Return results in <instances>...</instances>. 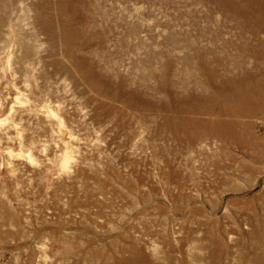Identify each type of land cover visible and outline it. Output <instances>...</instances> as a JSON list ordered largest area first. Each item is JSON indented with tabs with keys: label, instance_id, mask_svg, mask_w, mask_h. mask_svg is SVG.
I'll return each instance as SVG.
<instances>
[{
	"label": "rangeland",
	"instance_id": "374dc122",
	"mask_svg": "<svg viewBox=\"0 0 264 264\" xmlns=\"http://www.w3.org/2000/svg\"><path fill=\"white\" fill-rule=\"evenodd\" d=\"M251 26L211 0H0V264H93L110 241L264 264V110L235 98L264 74ZM224 81L258 147L207 132Z\"/></svg>",
	"mask_w": 264,
	"mask_h": 264
},
{
	"label": "bare ground",
	"instance_id": "6f19581e",
	"mask_svg": "<svg viewBox=\"0 0 264 264\" xmlns=\"http://www.w3.org/2000/svg\"><path fill=\"white\" fill-rule=\"evenodd\" d=\"M214 2L216 7L219 10L231 11L239 17H242L247 21V23L252 24L249 29L251 33H255L256 28L254 26H260L264 28V0H211ZM247 1V2H245ZM244 6L241 7V5ZM67 31H69V39L72 40L74 37V32L71 30V19L67 21ZM86 42V41H85ZM89 43V41H88ZM186 67H190L191 64H183ZM86 67L85 74L90 75L94 87H96V79L88 66ZM192 67V66H191ZM248 78L244 79L243 82L238 83L240 86L238 89L240 93L235 98H238L239 101L243 103H250L255 106L251 107V112L261 113L262 109L264 110V83H259V78H264V74L259 73V78L251 79L249 75ZM256 76V75H255ZM98 80V79H97ZM264 81V80H263ZM110 84V83H109ZM220 85V97L215 100H208L212 106L222 107L224 110H218V115L216 117L210 116L207 119V132H213L218 135L223 140H230L234 145L241 147H258L259 142L250 135L244 136L243 132H238L237 128V119L233 121L226 122L223 119V113L227 111L228 107V97L230 95L229 88H227V82L219 83ZM223 84V85H221ZM112 93L110 95L115 97V93L122 92L121 88L111 87ZM240 97V98H239ZM227 105V107H225ZM255 107V108H254ZM233 109V108H231ZM230 112V110H229ZM235 112V111H233ZM208 113V112H207ZM214 113V112H213ZM211 114V113H210ZM237 121V122H236ZM106 248L110 250L109 254H106L103 248L96 249L91 254H85L82 261L91 262L93 264H142V261L147 260V255L142 249H138L135 246H130L129 248H118L114 241H110L108 244H104ZM66 255V254H64ZM191 258L196 262L198 260V255H191Z\"/></svg>",
	"mask_w": 264,
	"mask_h": 264
}]
</instances>
